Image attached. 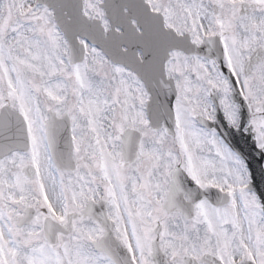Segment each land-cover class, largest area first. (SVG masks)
I'll use <instances>...</instances> for the list:
<instances>
[{
    "label": "snow or ice",
    "instance_id": "snow-or-ice-1",
    "mask_svg": "<svg viewBox=\"0 0 264 264\" xmlns=\"http://www.w3.org/2000/svg\"><path fill=\"white\" fill-rule=\"evenodd\" d=\"M0 264H264V0H0Z\"/></svg>",
    "mask_w": 264,
    "mask_h": 264
}]
</instances>
